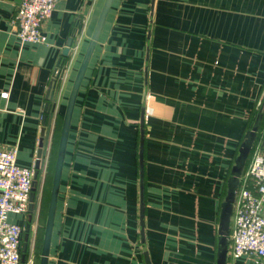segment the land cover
<instances>
[{
	"label": "crops",
	"instance_id": "1",
	"mask_svg": "<svg viewBox=\"0 0 264 264\" xmlns=\"http://www.w3.org/2000/svg\"><path fill=\"white\" fill-rule=\"evenodd\" d=\"M18 2L0 0V150L34 170L42 137L39 195L104 0H57L39 44L15 35ZM258 112L260 136L264 0H113L72 112L47 264H144V250L151 264H215L226 181Z\"/></svg>",
	"mask_w": 264,
	"mask_h": 264
},
{
	"label": "built area",
	"instance_id": "2",
	"mask_svg": "<svg viewBox=\"0 0 264 264\" xmlns=\"http://www.w3.org/2000/svg\"><path fill=\"white\" fill-rule=\"evenodd\" d=\"M56 1L19 0L14 23L15 35L21 43L45 42L42 28ZM260 136L261 142L253 149L240 177L233 203L228 256L234 259L264 257V125ZM16 154L14 147L0 150V264H21L24 224L12 223L7 218L27 215L32 191L34 170L18 165Z\"/></svg>",
	"mask_w": 264,
	"mask_h": 264
},
{
	"label": "water",
	"instance_id": "3",
	"mask_svg": "<svg viewBox=\"0 0 264 264\" xmlns=\"http://www.w3.org/2000/svg\"><path fill=\"white\" fill-rule=\"evenodd\" d=\"M113 0H104L100 13L98 15L97 21L95 23L94 29L87 43L86 49L81 57L79 65L77 67L76 73L74 75L67 99L65 104V109L61 117V126L58 137L57 150L55 155V160L53 164V171L50 183L48 204L46 209L45 222L43 226V235L40 248V254L38 257V264H47L49 256V247L52 236L54 217L57 207V200L61 182L62 168L65 158L66 145L68 141L70 122L72 117L73 108L78 95L79 88L81 86L82 80L84 78L85 72L87 70L90 58L92 56L94 47L99 38L100 32L104 25V21L110 9ZM70 43L67 44L66 48L62 52V56L66 57L68 55ZM64 60L60 59L57 63V69L51 82L50 89L47 94V101L51 102L53 99L54 89L56 86V80L59 78L60 71L62 68ZM47 110V106L45 108ZM262 119V113L258 112L250 126V128L244 134L242 141L240 142L236 155L233 159L229 177L226 181L224 197L220 203L219 215H218V225H217V241H216V254H215V264H227L228 261V247H229V230H230V220L232 215L233 203L235 199L236 192L239 187L240 177L244 171L246 160L253 147L257 132L259 130L260 122ZM45 117L43 119V128L41 130V136L44 134ZM42 148V137L39 140L37 159L34 166L33 173V183L32 191L30 193V202L28 206L29 217L33 212L34 201H35V189H36V179L39 170V161L41 157ZM139 163L142 169V138L140 139V150H139ZM142 190V187H140ZM142 206V202H141ZM140 244L144 248V236H143V224H142V211L140 212ZM30 234V220L24 224L23 229V243H22V254H21V264L25 261V253L28 247V240ZM144 264H151L146 250L143 253Z\"/></svg>",
	"mask_w": 264,
	"mask_h": 264
},
{
	"label": "trees",
	"instance_id": "4",
	"mask_svg": "<svg viewBox=\"0 0 264 264\" xmlns=\"http://www.w3.org/2000/svg\"><path fill=\"white\" fill-rule=\"evenodd\" d=\"M66 59V58H65ZM64 59V63L66 62ZM63 68H61L62 70ZM63 71H60V77L57 79V82L61 83V75H63ZM50 108L47 112L43 113V116L45 115L46 118L48 119V117L51 115L52 111H53V104L52 102L50 103ZM54 131H53V137H52V147L49 153V157H48V163H47V167H46V173H45V179L42 185V188L40 190V194L38 195V190L37 187L35 189V194L37 193L38 199H39V220H40V227L38 229L37 232V237L35 240V248H36V255H35V264H38V257L40 254V248H41V242H42V235H43V226H44V222H45V216H46V209H47V204H48V197H49V190H50V183H51V177H52V171H53V164H54V160H55V155H56V150H57V144H58V137H59V132H60V126H61V118L58 114L55 115V124H54ZM261 136H259V134L256 135L253 147L251 149V152L246 160V164H245V168L247 167V165L250 162L251 156H252V152L253 149L255 148V146L261 142ZM37 186V184H36ZM33 215L31 214L29 217V214L27 213V218L25 220V222H28L29 220L31 221V217ZM23 243V233H22V238H21V244ZM29 252H30V236H29V240H28V247H27V251L25 253V260L28 259L29 256ZM22 254V251H21Z\"/></svg>",
	"mask_w": 264,
	"mask_h": 264
},
{
	"label": "rangeland",
	"instance_id": "5",
	"mask_svg": "<svg viewBox=\"0 0 264 264\" xmlns=\"http://www.w3.org/2000/svg\"><path fill=\"white\" fill-rule=\"evenodd\" d=\"M37 205H39V202L37 203ZM36 210H37L36 216L34 218H33V216L31 217L30 234H29V236H30V253H33V256L36 255V253H37L34 244H35V240H36V237H37V232H38V229H39V226H40L39 206H36ZM32 215H33V212H32Z\"/></svg>",
	"mask_w": 264,
	"mask_h": 264
}]
</instances>
